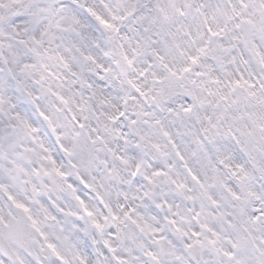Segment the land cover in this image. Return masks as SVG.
I'll return each mask as SVG.
<instances>
[{
	"label": "snow or ice",
	"instance_id": "6c2138e0",
	"mask_svg": "<svg viewBox=\"0 0 264 264\" xmlns=\"http://www.w3.org/2000/svg\"><path fill=\"white\" fill-rule=\"evenodd\" d=\"M0 264H264V0H0Z\"/></svg>",
	"mask_w": 264,
	"mask_h": 264
}]
</instances>
